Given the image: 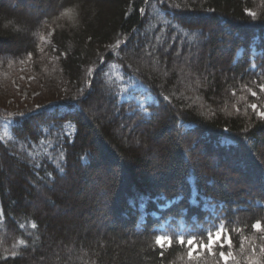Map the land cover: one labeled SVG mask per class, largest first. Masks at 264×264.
I'll return each instance as SVG.
<instances>
[{"label": "trees", "instance_id": "1", "mask_svg": "<svg viewBox=\"0 0 264 264\" xmlns=\"http://www.w3.org/2000/svg\"><path fill=\"white\" fill-rule=\"evenodd\" d=\"M260 83L264 0H0V264H264Z\"/></svg>", "mask_w": 264, "mask_h": 264}, {"label": "snow or ice", "instance_id": "2", "mask_svg": "<svg viewBox=\"0 0 264 264\" xmlns=\"http://www.w3.org/2000/svg\"><path fill=\"white\" fill-rule=\"evenodd\" d=\"M119 47V44H117ZM255 83V82H254ZM259 91L264 92V83L258 85ZM247 91L252 97L257 96V92L252 88H247ZM167 99V97H165ZM249 107L256 112L257 116L264 119V111H260L256 103H251ZM62 171V169H61ZM35 227V225H33ZM215 230L209 228L207 230H199L189 234L187 237L184 235H178L175 237V244L187 249V257L189 260H197L201 257L202 253L208 255H215L216 249L219 251V258L224 264H229V261L234 258V254L231 250L225 252L223 249L227 246L232 248V235L231 231L225 224L213 225ZM251 228L254 232L261 233V240H264V221L256 220L252 223ZM155 245L161 250L160 255H164L165 249H171L173 247V237L169 235H155ZM260 252L264 253V246H261Z\"/></svg>", "mask_w": 264, "mask_h": 264}, {"label": "rangeland", "instance_id": "3", "mask_svg": "<svg viewBox=\"0 0 264 264\" xmlns=\"http://www.w3.org/2000/svg\"><path fill=\"white\" fill-rule=\"evenodd\" d=\"M21 76L23 77L24 75H21ZM16 86L18 89V91H17L18 95L21 97V100H26V99L31 100V97L36 94V93H34V90H31L27 86L19 87L18 83L16 84Z\"/></svg>", "mask_w": 264, "mask_h": 264}]
</instances>
